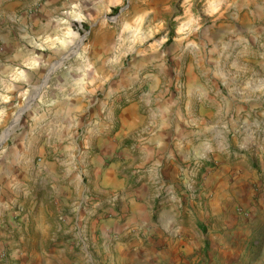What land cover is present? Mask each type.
Returning a JSON list of instances; mask_svg holds the SVG:
<instances>
[{"label":"rangeland","instance_id":"rangeland-1","mask_svg":"<svg viewBox=\"0 0 264 264\" xmlns=\"http://www.w3.org/2000/svg\"><path fill=\"white\" fill-rule=\"evenodd\" d=\"M63 2L42 26L48 0H0V64L12 66L0 65V264H264V0ZM129 70L140 81L118 92ZM140 97L202 121L196 152L163 163L151 197L140 152L151 110L122 131ZM225 165L254 174L250 203L208 216L197 186ZM175 203L176 222L162 228ZM132 204L143 212L126 229Z\"/></svg>","mask_w":264,"mask_h":264},{"label":"crops","instance_id":"crops-1","mask_svg":"<svg viewBox=\"0 0 264 264\" xmlns=\"http://www.w3.org/2000/svg\"><path fill=\"white\" fill-rule=\"evenodd\" d=\"M49 4H51L48 7H45V18L41 19L40 24L47 25L49 23L48 17L50 15H58L61 13L62 6L66 3L63 2V0H48ZM44 21V22H43ZM10 34H12V31L7 30ZM15 37H17L18 40L22 39V34L20 32H14ZM7 35L6 39L3 38V41L6 42V52L8 49H11L10 46V39ZM18 44V42H17ZM9 47V48H8ZM3 66L2 69L8 71V69H12V66H8L9 64H0ZM3 72H0V78L3 77ZM153 76V74L151 75ZM124 77V78H123ZM154 78L158 79L157 81H160L159 75H154ZM125 80H123V79ZM122 78L119 79V88H116L118 92L129 90L131 87L135 86L138 81H140L141 78V72H138L136 70H129L127 73H124ZM124 81V83H122ZM126 81V83H125ZM113 94V93H112ZM82 95V94H81ZM84 98L82 100L88 99V95L84 93L82 95ZM119 96V95H118ZM114 104V103H113ZM151 104V98L150 97H140L139 100H136L135 102L129 104L125 108V111L122 114V131L126 135L127 130L134 129L136 127H139L142 122H144V119L146 118L145 115V107L147 109H150V123L152 124L150 131L146 134L147 137L144 139V144L140 147V152H142V155L146 159L145 163L148 164L149 170H145L147 173V178L144 179L143 182V190L145 195H148L151 197L152 195V189L155 190L156 181H161L164 179L162 178V174L168 173V168L170 169L171 166L176 165V162L181 159H184L186 152L190 154L196 152L197 149V142L200 141V136L198 135V129L202 126V121L199 119H195L190 117V120L187 118L183 119V122L178 121L177 118L174 116V108L171 106L168 107L165 105L162 100L156 101V106L154 109H151L149 106ZM91 104L87 105L85 107V110L88 111L91 108ZM75 114V113H74ZM183 114V113H182ZM70 117H72V114L70 113ZM68 116H66V119ZM66 120H62V123H65ZM72 121L69 122L68 125H66V129L68 128L70 130V127L72 126ZM192 124V125H190ZM204 124V123H203ZM211 129V128H210ZM68 130V131H69ZM196 134V135H195ZM62 141L66 138V140L69 139L70 134L67 132H64L61 134ZM192 135V136H191ZM192 138H191V137ZM52 133L48 134V143L51 144V141L55 140L53 138ZM44 143H47V140H44ZM110 143L108 142V145ZM56 145V144H55ZM199 145V144H197ZM57 146V145H56ZM142 148V149H141ZM199 148V147H198ZM201 156V154H199ZM142 156V157H143ZM260 164L262 166V172L259 174L260 180L259 185L262 187L258 191V206L262 214H264V154L259 157ZM22 162V160L20 161ZM253 160L248 161L249 164H252ZM163 163H166V165H170V167L166 168V170L163 169ZM234 164V168L239 169H246L244 168L247 163L242 161V163ZM2 168H6V172L8 174L9 179L13 176H15L13 169L14 165L12 162L7 159V163H3ZM225 168V169H224ZM220 167L216 171L209 174L207 179H204L203 184L199 187L197 186V190L199 193L201 192L202 195L206 196V191L208 192L209 199L208 202L205 205V207L208 206V216L215 215V214H221L225 217L228 213L234 212L235 207L238 204L239 201H242V203L245 201H248L249 204L250 200H248V195L250 191V187L254 179V174H252L250 171L246 170L245 172L242 171L237 176L232 177L233 175L231 173V167L229 165H225V167ZM112 172H110V175H113L115 172L113 171V168L111 169ZM228 170V171H227ZM12 174V176H11ZM67 174V173H65ZM197 174V173H196ZM69 175V173H68ZM192 175H194L192 173ZM254 179V180H253ZM193 180V179H192ZM194 181V180H193ZM164 182V181H163ZM198 182H200L198 180ZM253 191V190H252ZM251 191V192H252ZM174 194H178L176 191H172ZM171 193V191L169 192ZM254 194V192L252 193ZM255 194H257L255 192ZM170 199H177L175 195L169 196ZM197 203L201 205V194L199 195V200ZM3 204L0 203V208L3 207ZM181 205V204H180ZM174 206H178L177 203L171 204L169 206L171 208V216L170 217H162L160 219V225L162 228L172 227L171 225L176 222V212L174 211ZM199 207V206H198ZM127 211L130 210L131 217L128 219V223L125 225L127 228L130 229L134 226V223L138 222V218L140 217L141 213L143 212L142 207L137 206V204H132L129 208L128 205H126ZM255 209V208H254ZM200 210V208H199ZM132 222V223H131ZM136 226V225H135ZM134 226V227H135ZM1 245H5V241H0ZM8 243V242H7ZM54 257V256H53ZM57 258V256H56ZM50 260V258H47ZM51 261V260H50ZM53 262V261H51ZM40 264V263H39Z\"/></svg>","mask_w":264,"mask_h":264},{"label":"water","instance_id":"water-1","mask_svg":"<svg viewBox=\"0 0 264 264\" xmlns=\"http://www.w3.org/2000/svg\"><path fill=\"white\" fill-rule=\"evenodd\" d=\"M55 68L52 69V71L47 75L45 81H44V84H46V82L49 80V77L51 75L52 72H54ZM42 87H39V90L41 89Z\"/></svg>","mask_w":264,"mask_h":264}]
</instances>
